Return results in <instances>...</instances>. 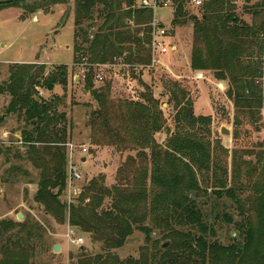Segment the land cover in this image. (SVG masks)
<instances>
[{
	"label": "trees",
	"instance_id": "obj_1",
	"mask_svg": "<svg viewBox=\"0 0 264 264\" xmlns=\"http://www.w3.org/2000/svg\"><path fill=\"white\" fill-rule=\"evenodd\" d=\"M245 1L248 5L244 13L251 16L250 24L236 15V6L229 0H202L200 18L195 20V15L186 11L188 0H172V28L187 22L193 27L189 68L193 72H212L216 80L228 83L226 96L233 104L234 125H239L241 115H255L256 122L264 106V6L262 1ZM34 2L39 4L27 8L31 14L41 8L42 2L67 5L69 0ZM135 3L136 0H74V26L80 42H75L72 62L73 66H90L82 80L83 90L96 103L88 121L91 144L136 152L118 169L120 178L114 186L106 187L104 176H100L83 186L77 205L68 208L58 200L66 190L70 125L66 114L58 110L61 98L51 95L45 100L38 91L50 94L56 85L66 87L67 66H54L46 74L43 64L13 63L8 66L6 80L0 81V96L9 98L0 114V129L9 116L20 127L15 131L19 136L11 141L17 145L14 159L24 157L39 173L34 201L58 223L67 221L106 252L89 255L85 249L79 250L75 260L70 256L74 261L71 264H264V154L260 157L258 180L250 185L249 215L244 213L234 189L225 186L228 170L223 148L200 133L198 125H209L211 119L194 117L184 89L176 83L167 87L176 110V130L161 146L154 138L166 124L160 103L140 76L133 75L134 70L131 78H138V85L146 89L141 103L114 105L110 86L94 85L95 65L113 64L116 59L131 66L151 62L148 45L153 12L136 8ZM11 5L18 3L0 5V10ZM95 14L102 23L89 40L87 29ZM122 130L130 132L131 143L122 138ZM19 149L24 156H19ZM242 190L239 184V192ZM208 192L217 199L225 195L240 209L239 245L224 247L210 241L216 234L204 213ZM105 200L109 201L106 207ZM38 229L27 218L22 222H0V241L5 239L7 244L2 254L10 246L23 249L22 243L27 247ZM135 232L142 234L146 243L152 233L158 232L163 242L158 248L156 242H151L154 251L143 245L138 258L122 260L109 253L122 248ZM163 243L168 246L163 248ZM0 264L28 262L17 253L3 258Z\"/></svg>",
	"mask_w": 264,
	"mask_h": 264
},
{
	"label": "rangeland",
	"instance_id": "obj_2",
	"mask_svg": "<svg viewBox=\"0 0 264 264\" xmlns=\"http://www.w3.org/2000/svg\"><path fill=\"white\" fill-rule=\"evenodd\" d=\"M139 1L136 0V3ZM255 1L253 0L250 4ZM38 4L34 0H26L24 3L18 2V5H11L0 10V81L6 80L8 66L13 63L42 65L43 62H47L48 65L44 64L46 74L54 66H67L66 87L56 85L50 94L39 90V96L45 100L51 95L61 98L58 110L66 114L70 125L69 143L74 146L75 168L83 176L78 184L81 190L91 179L100 176H104V185L110 188L119 182L118 169L129 156L135 157L136 152L129 149L118 150L116 146L95 147L91 144L88 121L89 114L95 109L96 103L90 94L81 92L84 85L80 77V68L73 66L72 62L75 42H80V36L75 32L74 26V0H69L67 5L42 2L40 3L41 8L35 13L31 14L27 11L28 7ZM247 5L245 0H238L235 5L236 15L250 24L251 16L244 13ZM45 10L48 14H45ZM199 10V7L188 0L187 13L199 19ZM34 16L38 19L37 22H33ZM172 17V8L157 9L153 13V20L159 21L167 29L168 38L166 40L175 48L174 51L161 56L157 64L152 65L150 62L147 66L137 65V69L132 72L133 75L140 76L143 84L148 87V91H151L153 97L160 103L166 124L161 132L155 134L154 138L158 144L164 146L169 135L176 130L174 122L176 110L172 107L167 89L176 83L187 92V99L191 102L194 117L211 119L209 125H198L200 133L212 144L220 143L223 148L224 165L228 170L225 186L234 189L237 199L242 202L244 213L251 215L247 198L251 196V182L258 180L260 157L264 154V106L256 122L255 115L251 118L241 115L239 125H234L233 104L226 96L228 83L216 80L212 72H193L189 68L193 27L190 22H187L184 26L172 28ZM101 23L102 19L95 14L91 28L87 29L89 40H92ZM129 24L133 28L132 23ZM99 71L103 75V81L94 80V85L95 87L109 85L110 100L114 105L118 103L123 105L126 101L143 102L141 95L146 92V89L138 85V78L134 80L131 75L127 76L120 66L103 68ZM197 73H201L203 78H195ZM8 102L9 98L0 96V114ZM4 126L0 129L3 140L0 142V222H22L27 218L32 224H37L39 229L35 231L34 239L29 241L28 248L22 243L23 249L10 246V250L4 255L2 254L3 247L7 244L5 239L0 241V261L9 255L18 253L27 258L28 264H71L74 261L70 259V256L75 260L79 248L68 241L66 235L69 228L83 239L81 247L86 250L87 254H106L101 244L92 242L89 235L70 227L67 221L58 223L34 201L39 173L24 157L22 160L14 159V155L17 154V145L12 144L11 141L19 136V133L15 131L20 128L15 118L7 117ZM221 128L227 129L229 135H222ZM187 130L190 131V129ZM121 136L127 143H131L130 132L122 130ZM80 146L85 147L87 153H81ZM18 151L19 156H24L22 149ZM83 159L85 160L82 161ZM66 160L68 163V150ZM239 184L243 188L242 192H239ZM208 195V205L204 208V213L207 216L206 222L212 225L216 234V237L210 241H217L224 247L232 244L239 245L241 243L239 224L242 217L237 204L225 195L220 199L215 198L210 192ZM80 196L73 197L70 206L77 205ZM66 197V192L59 196L58 200L61 204H67ZM108 203L109 201L105 200V207ZM18 214L23 215L22 220L17 219ZM223 215L228 218L223 219ZM16 231L7 235L10 236ZM151 238L146 243L145 237L135 232L122 248L109 253L122 260L127 257L138 258L139 249L143 245L147 244L149 250L154 251L151 248V242H156L157 248L163 242L158 232L152 233ZM14 240L13 238L12 241ZM164 244L168 246V243ZM54 245H59L62 250L53 253ZM52 253L56 256L52 257Z\"/></svg>",
	"mask_w": 264,
	"mask_h": 264
},
{
	"label": "built area",
	"instance_id": "obj_3",
	"mask_svg": "<svg viewBox=\"0 0 264 264\" xmlns=\"http://www.w3.org/2000/svg\"><path fill=\"white\" fill-rule=\"evenodd\" d=\"M233 5H236L238 3V0H229ZM256 1H262L264 6V0H256ZM191 3H193L196 7H200L202 4V0H191ZM136 8L139 9H149L152 10L153 13L157 9L162 8H172V0H140L138 3L135 4ZM151 31H150V43L148 45L150 56H151V64H157L159 62V58L161 56L167 55L170 51H174V47H172L167 42V29L157 20H153L150 24ZM114 66H120L122 72L126 74L127 76L131 75V71L134 69H137L136 66H131L128 64H124L122 59H116L114 60L113 64H101V65H95L94 68L97 70L94 71V78L97 82L103 81V75L101 74V71L103 68H111ZM77 67L80 68V77L84 79V76L87 73V68H90L87 64H80L77 65ZM135 71V70H134ZM195 78L200 79L203 78V75L201 73H197L195 75ZM67 150H68V163H67V178H66V201H67V207H70V203L73 199V197H78L81 194V187H79V182L82 180L83 176L81 172L75 168V162H74V146L69 143L67 144ZM81 153H87V149L83 146L79 147ZM1 192V187H0ZM68 241L74 245L77 248H80L83 239L81 237H78L76 233L69 228L68 234L66 235Z\"/></svg>",
	"mask_w": 264,
	"mask_h": 264
},
{
	"label": "water",
	"instance_id": "obj_4",
	"mask_svg": "<svg viewBox=\"0 0 264 264\" xmlns=\"http://www.w3.org/2000/svg\"><path fill=\"white\" fill-rule=\"evenodd\" d=\"M22 0H0V5H9V4H15V3H18V2H21ZM26 1V0H25ZM193 19H198L196 16L193 17ZM82 93L86 94V92L83 90ZM220 133L222 135H229V131L225 128H221L220 129ZM85 159H83L82 161H84ZM17 219L18 220H22L23 219V215L21 214H18L17 215ZM167 246V244H164L163 245V248H165ZM84 248L83 247H80L79 250H83ZM60 251V246L59 245H54L53 246V253H58Z\"/></svg>",
	"mask_w": 264,
	"mask_h": 264
},
{
	"label": "crops",
	"instance_id": "obj_5",
	"mask_svg": "<svg viewBox=\"0 0 264 264\" xmlns=\"http://www.w3.org/2000/svg\"><path fill=\"white\" fill-rule=\"evenodd\" d=\"M37 21H38V19L34 16V17H33V22H37ZM44 64H45V65H46V64L48 65L47 62H43V65H44ZM50 65H53V64H50ZM82 91H83V90H81V92H82ZM60 250H62V249H60Z\"/></svg>",
	"mask_w": 264,
	"mask_h": 264
}]
</instances>
